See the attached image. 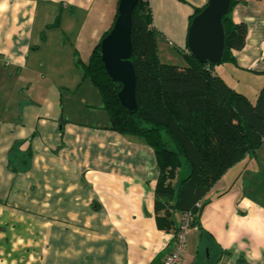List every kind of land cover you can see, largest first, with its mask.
<instances>
[{
	"label": "crops",
	"instance_id": "1",
	"mask_svg": "<svg viewBox=\"0 0 264 264\" xmlns=\"http://www.w3.org/2000/svg\"><path fill=\"white\" fill-rule=\"evenodd\" d=\"M118 1L0 0V264H160L174 249L173 235L155 225L153 150L108 130L104 110L102 123L64 119L56 93L41 87L44 64L35 53L49 39L40 37L68 34L67 45L54 34L56 45L88 61ZM146 1L159 61L191 64L190 18L208 0ZM234 1L229 16L246 27V38L225 71L244 87H232L222 70L213 73L256 101L264 86V0ZM74 71L73 84L81 78L102 108L98 91ZM80 87L67 96L69 111L87 107ZM204 200L182 264H264V136L255 155L230 168ZM181 215L173 214L175 227Z\"/></svg>",
	"mask_w": 264,
	"mask_h": 264
},
{
	"label": "trees",
	"instance_id": "2",
	"mask_svg": "<svg viewBox=\"0 0 264 264\" xmlns=\"http://www.w3.org/2000/svg\"><path fill=\"white\" fill-rule=\"evenodd\" d=\"M222 18V63H233L232 51L241 50L246 27L234 24L230 11ZM201 12L195 10L191 19ZM130 59L135 73L137 109L124 110L100 59V42L86 64L79 65L82 79L98 91L108 130L142 140L156 157L158 178L154 192V220L159 231L175 235L173 214L190 212V228L198 225L206 205L204 197L222 176L246 156H254L264 136V86L251 103L203 66L188 52L185 67L161 63L156 34L146 0H139L132 14ZM28 158V152L25 154ZM185 171L186 176L178 175ZM199 204V207L196 205Z\"/></svg>",
	"mask_w": 264,
	"mask_h": 264
},
{
	"label": "water",
	"instance_id": "3",
	"mask_svg": "<svg viewBox=\"0 0 264 264\" xmlns=\"http://www.w3.org/2000/svg\"><path fill=\"white\" fill-rule=\"evenodd\" d=\"M139 0H119L117 15L107 35L100 42V59L104 70L120 86L117 99L129 114L137 109L135 73L130 61L132 11ZM230 0H208L207 5L190 21L187 51L203 66H217L224 51L222 18L227 14Z\"/></svg>",
	"mask_w": 264,
	"mask_h": 264
},
{
	"label": "rangeland",
	"instance_id": "4",
	"mask_svg": "<svg viewBox=\"0 0 264 264\" xmlns=\"http://www.w3.org/2000/svg\"><path fill=\"white\" fill-rule=\"evenodd\" d=\"M62 17V16H61ZM64 17V16H63ZM57 21H60L59 18L56 19ZM65 20L62 19V22ZM59 22H57L58 24ZM68 23V21L66 22ZM59 28V27H57ZM53 34V35H52ZM54 34H59L61 38H64L63 40L65 41L66 45L71 43V39L69 38V35L66 34H60L58 30H56V33H46L44 36L42 35L40 37L41 41H44V37L49 40H47V43L45 45L40 46V49L36 50L37 52L35 53V58L36 62L39 63V65L44 64L43 67L39 68L41 72L46 76L45 82L42 84V88L45 92H47L48 95H52L56 93L57 96V101L59 102V108L64 110V119L72 120L75 122H90L91 124H96V123H102L101 116L103 115L102 108H100V98H98V101L94 100L93 96L90 97L89 93L90 91H87L84 87L82 86L83 81L78 80L77 84H73L74 79V70H81L79 65L81 64H86L87 60L84 61L81 59V57L77 56L76 54V59H73V53L75 51H68L66 50L65 47L63 46H58L56 45V38ZM174 54V53H173ZM71 60V61H70ZM162 62L165 64H170L167 63V61L164 58H161ZM73 61V62H72ZM227 68L226 63L219 64L217 66L213 67V70H222L223 73L225 72L224 78L227 79L228 83L232 87H237L236 89H242L244 87L242 85V81H239L232 73L225 71ZM228 72V73H227ZM76 74V73H75ZM239 81V82H238ZM85 82V81H84ZM87 83L92 87L93 85L87 81ZM244 84V83H243ZM74 85V86H73ZM73 88H72V87ZM80 92L79 95L82 97L83 95H86L90 97L88 100H86V106L87 107H81L82 110H70L69 107L67 106V96H71L70 94L76 93L75 91L77 88ZM93 88V87H92ZM94 89V88H93ZM95 90V89H94ZM62 96V98H61ZM75 102L77 100L76 96L72 97ZM251 99V98H250ZM250 102H254V100H249ZM73 103H71L72 105ZM86 108V109H85ZM71 109V108H70ZM82 111V112H79ZM105 123V122H104ZM109 123V119H108ZM186 176L185 171L180 172L179 177L182 179L183 177Z\"/></svg>",
	"mask_w": 264,
	"mask_h": 264
},
{
	"label": "built area",
	"instance_id": "5",
	"mask_svg": "<svg viewBox=\"0 0 264 264\" xmlns=\"http://www.w3.org/2000/svg\"><path fill=\"white\" fill-rule=\"evenodd\" d=\"M196 206L199 207V204ZM191 221L192 215L190 212L181 215L178 232L173 235L174 249L163 258L160 264H182L186 248V234L190 228Z\"/></svg>",
	"mask_w": 264,
	"mask_h": 264
}]
</instances>
